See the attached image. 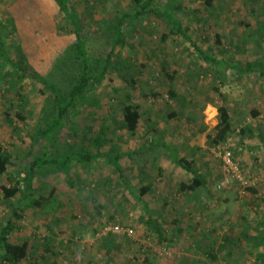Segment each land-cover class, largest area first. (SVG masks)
Returning <instances> with one entry per match:
<instances>
[{"label":"rangeland","instance_id":"374dc122","mask_svg":"<svg viewBox=\"0 0 264 264\" xmlns=\"http://www.w3.org/2000/svg\"><path fill=\"white\" fill-rule=\"evenodd\" d=\"M70 3L83 22L91 63L99 72L103 63L98 61L111 50L116 17L130 10V0ZM160 4L177 10L176 19L220 64L205 63L161 17L151 15L145 25L129 28L126 44L111 57L107 79L69 113L54 138L32 140L54 111L49 91L26 78L17 82L0 56V144L13 162L9 175L0 176V226L11 221L17 228L13 239L29 243L21 264H264V0ZM0 20L6 28L0 29V52L17 59L21 48L26 64L65 97L79 66L69 48L75 37L61 34L67 21L54 0H0ZM248 62L256 69L240 71ZM125 78L135 81L132 101L142 114L134 134L123 121L122 97L130 90ZM221 106L229 111L232 132L218 141ZM103 128L101 157L94 162H74L68 172L47 167L35 173L42 195L55 190L40 208L18 211L19 195L3 198L2 187L11 185L12 173L33 160L30 149L34 156L45 152L57 158L97 152L89 140ZM152 139L191 161L203 185L182 190L192 175L167 152L147 166L123 156L147 148ZM218 147L232 151L249 177L248 187L231 176L219 187L228 174L214 155ZM118 155L134 193L108 160ZM144 203L163 240L147 231Z\"/></svg>","mask_w":264,"mask_h":264},{"label":"trees","instance_id":"16d2710c","mask_svg":"<svg viewBox=\"0 0 264 264\" xmlns=\"http://www.w3.org/2000/svg\"><path fill=\"white\" fill-rule=\"evenodd\" d=\"M161 1L162 0H130V10L121 11L116 17L111 33V50L107 53L106 58H104L103 61H98L97 64L103 63L102 70L98 72V68L96 70L95 66L91 63L87 41L83 34L84 25L78 12L75 10V7L70 3V0H54L58 6L59 14L67 21V24L60 28L61 34L65 36L73 35L75 37L69 48L72 50L75 60L79 66V75L70 86L65 97H62L59 88L50 79L44 77L26 64L25 56L23 55L21 48L17 49L19 55L17 59L11 58L6 50H1L0 56L4 58L5 64L8 67L7 69H10V71L15 74L17 82L21 83L26 78L35 84L43 85V87L49 91V97L52 98L54 111L50 117L42 120L44 122L43 125H39L34 130L32 140L54 138L56 133L63 129L69 113L75 110L80 103L84 102L89 91H92L98 84L107 79L111 57L113 56L117 46L126 44V35L129 28H137L145 25L147 23V18L151 15L161 17V19L167 24L168 29L179 34L186 42H188L192 50L197 52L205 63L212 64L214 66L220 64L215 56L207 53L200 46H198L190 35L188 27L176 19L175 12L177 10L173 12L164 8L160 4ZM203 1L207 5H212L213 2V0ZM175 9H178V7ZM0 29H6L1 20ZM253 69L255 70L256 67L250 62L239 68L240 71L245 72H249ZM125 82L130 90L124 92V96L122 97L123 121L127 131L134 134L140 125L142 114L138 105L132 101L133 92L136 89L134 79L125 78ZM152 95L157 98L160 94L155 92ZM170 96L175 97V93L170 91ZM217 110V136L218 141H221L225 140L227 135L232 132V126L228 109L221 106L218 107ZM254 115L257 116V113H254ZM104 131L105 130L103 128L96 138L89 140V143L97 149V152H72V154L67 153L62 155V157L59 156L57 158L51 156L50 153L48 154L45 152L34 156V151L30 149L28 155H31L33 160L28 162L26 169H18L12 173L11 185L9 187H2L3 198L9 200L19 195L21 202L18 204V211L29 208H40L42 203L48 200L49 196L52 197L55 190L52 189L48 195H42L43 190L41 183L36 179L35 173L47 167H55L68 172L73 170L72 164L74 162L79 164H89L94 162L97 158L101 157L100 147L104 144ZM165 149L169 151L172 160L177 166L182 168L187 174L192 175V178L188 183H182L180 185L181 189L195 191L200 188L204 182L199 173L193 168L192 162L184 157L178 156L176 151L170 149L165 143H159L152 139L147 148L138 152H126L123 156L128 157L133 162L137 161L143 166H147L148 164H156ZM119 156L120 155L111 156L108 160L115 167L129 191L133 192L129 178L118 161ZM11 166H13L12 157L0 144V176L7 175L9 173L8 169ZM145 191V188H142L141 194L145 195ZM142 207L144 210L143 218L147 226V231L158 233L159 239L163 240V232L156 226L148 206L144 203ZM18 211L16 213H18ZM16 229L17 228L11 223V221H7L5 224L0 226L1 264H21L28 256L29 243L27 241H15L13 239V234ZM211 257L214 258V255L211 254ZM31 264L38 263L34 262Z\"/></svg>","mask_w":264,"mask_h":264},{"label":"built area","instance_id":"2783aa9c","mask_svg":"<svg viewBox=\"0 0 264 264\" xmlns=\"http://www.w3.org/2000/svg\"><path fill=\"white\" fill-rule=\"evenodd\" d=\"M214 155L223 164V168L228 176L221 182L220 188L230 183V177L240 183L243 188L250 185L249 177L244 174L238 164L234 159L232 151L228 147H218L214 152Z\"/></svg>","mask_w":264,"mask_h":264},{"label":"crops","instance_id":"0c3cea01","mask_svg":"<svg viewBox=\"0 0 264 264\" xmlns=\"http://www.w3.org/2000/svg\"><path fill=\"white\" fill-rule=\"evenodd\" d=\"M18 9V8H17ZM18 10H20V9H18ZM19 24V23H18ZM18 31H19V34H20V36H22L23 34H22V30H21V26H20V24L18 25ZM26 41H27V39H26ZM26 41L25 40H23V43H22V47H23V49L25 50V43H26ZM217 115V114H216ZM215 122V121H214ZM152 141V140H151ZM159 143H165V142H163V141H160ZM166 144V143H165ZM167 145V144H166ZM165 152H167V153H169V151L168 150H164L163 152H162V154H161V157L159 158V160L158 161H160L161 160V158H163L164 157V155H163V153H165ZM177 153V152H176ZM170 154V153H169ZM178 154V153H177ZM179 156V155H178ZM170 158H171V156H170ZM172 159V158H171ZM158 161H157V163H158ZM173 161V160H172ZM133 162V161H132ZM174 162V161H173ZM133 163H136V164H140L141 166H143L141 163H139V162H137V161H135V162H133ZM156 163V164H157ZM182 169V168H181ZM183 170V169H182ZM184 171V170H183ZM185 172V171H184Z\"/></svg>","mask_w":264,"mask_h":264}]
</instances>
